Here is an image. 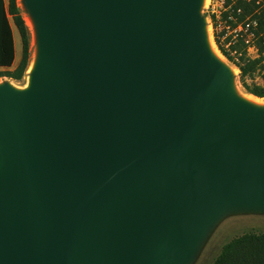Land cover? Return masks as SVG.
Returning <instances> with one entry per match:
<instances>
[{"label":"water","instance_id":"95a60500","mask_svg":"<svg viewBox=\"0 0 264 264\" xmlns=\"http://www.w3.org/2000/svg\"><path fill=\"white\" fill-rule=\"evenodd\" d=\"M201 2L26 0L41 57L30 91L0 87V264H189L212 220L264 207V112Z\"/></svg>","mask_w":264,"mask_h":264},{"label":"rangeland","instance_id":"374dc122","mask_svg":"<svg viewBox=\"0 0 264 264\" xmlns=\"http://www.w3.org/2000/svg\"><path fill=\"white\" fill-rule=\"evenodd\" d=\"M19 8L25 20V16L31 12L26 5V0H18ZM199 15L204 20L206 27L211 29L213 42L219 52V47L216 43V33L221 39V43L231 53V57L237 62L243 64L246 59L259 60L263 63L260 69L253 76L245 78V82L249 86H260L264 88V49L258 46L252 35L246 32L244 23L239 22L235 15L232 6L226 0H202L199 7ZM212 18H215L217 30L215 31ZM26 23V21H25ZM29 29L31 42V62L33 60L35 49L40 44V31L36 27L32 31L29 26V21L26 23ZM255 31L256 28H255ZM254 32V30H253ZM231 46L239 47V53L231 51ZM222 54V53H221ZM223 55V54H222ZM224 56V55H223ZM22 57V45L17 49V59L14 70L19 64ZM228 64L225 65L231 76V82L235 83L242 91L248 93L243 86L240 69L231 63L225 56ZM245 59V60H244ZM236 68L239 72L232 74L231 68ZM9 71V70H0ZM30 77L29 72L25 74L21 81H16L7 77L0 78V87L13 86L18 89H23L27 85ZM264 100V98H261ZM230 210L223 212L217 218L211 221L209 226L202 234L197 246V253L193 261L189 264H212L213 260L219 255L222 247L246 233H264V207H233Z\"/></svg>","mask_w":264,"mask_h":264},{"label":"trees","instance_id":"16d2710c","mask_svg":"<svg viewBox=\"0 0 264 264\" xmlns=\"http://www.w3.org/2000/svg\"><path fill=\"white\" fill-rule=\"evenodd\" d=\"M239 22L244 26L256 22L257 26H250L248 34L253 36L258 46L264 49V0H226ZM9 15L12 17L23 45L22 58L14 70L0 71V78L7 77L16 81H21L28 71L31 63V42L29 29L22 16L18 0H9ZM215 31L217 24L215 18H212ZM255 28L257 31H255ZM254 30V32H253ZM216 43L221 53L241 71V79L246 91L258 98H264V88L260 86H249L245 82L246 77L253 76L261 68L263 60L244 59L243 64L237 63L231 53L225 49L221 43L220 37L215 36ZM6 41V40H5ZM231 51L239 53V47L231 46ZM13 62V50L7 48L3 40L0 41V66H11ZM213 264H264V233H246L238 238L233 239L223 246L219 256Z\"/></svg>","mask_w":264,"mask_h":264},{"label":"bare ground","instance_id":"6f19581e","mask_svg":"<svg viewBox=\"0 0 264 264\" xmlns=\"http://www.w3.org/2000/svg\"><path fill=\"white\" fill-rule=\"evenodd\" d=\"M208 2V0H206ZM26 23L29 21L30 26L29 28L34 31L37 27V21L36 17L31 13L30 15L25 16ZM28 26V25H27ZM203 38H204V45L205 48L210 55V57L223 65H227L228 62L224 58V56L219 52L213 42L212 35H211V29L209 27H205L203 32ZM40 57H41V46H37L35 49V54L33 57L32 62L29 65L28 72L30 74V77L27 81V85L23 89H18L16 87L11 86V89L14 90L16 93H25L32 89L33 86V78L32 75L37 71V68L40 63ZM224 65V66H225ZM226 67V66H225ZM231 68V67H230ZM232 74H237L239 71L236 68H231ZM230 93L232 97L237 100L240 103H243L255 111L264 112V100L261 98L255 97L249 93H246L242 91L235 83H230Z\"/></svg>","mask_w":264,"mask_h":264},{"label":"crops","instance_id":"0c3cea01","mask_svg":"<svg viewBox=\"0 0 264 264\" xmlns=\"http://www.w3.org/2000/svg\"><path fill=\"white\" fill-rule=\"evenodd\" d=\"M8 8H9V0H0V41L3 40L7 48H12L13 62L11 66H3V67L0 66V70H12L14 68L17 59V49L20 48L22 45L20 34L16 26L14 25L12 17L9 15ZM22 50H23V45H22ZM215 259L213 260L212 264L214 263Z\"/></svg>","mask_w":264,"mask_h":264},{"label":"built area","instance_id":"2783aa9c","mask_svg":"<svg viewBox=\"0 0 264 264\" xmlns=\"http://www.w3.org/2000/svg\"><path fill=\"white\" fill-rule=\"evenodd\" d=\"M250 26L256 27L257 26V23L256 22H252V23L248 24L247 26H244L247 29L246 32L249 31Z\"/></svg>","mask_w":264,"mask_h":264}]
</instances>
